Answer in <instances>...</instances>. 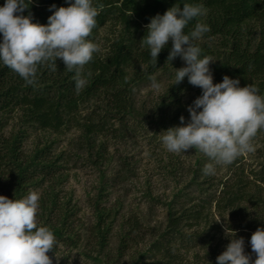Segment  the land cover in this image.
Masks as SVG:
<instances>
[{
    "label": "rangeland",
    "instance_id": "1",
    "mask_svg": "<svg viewBox=\"0 0 264 264\" xmlns=\"http://www.w3.org/2000/svg\"><path fill=\"white\" fill-rule=\"evenodd\" d=\"M255 30L252 28L250 40L256 39ZM124 35L123 26L111 17L93 39L99 48L97 55L104 57L112 42ZM194 42L222 48L217 37H202ZM133 43L136 48L142 47L138 39ZM183 66L186 65L180 60L151 75L159 89L152 87L149 77L131 84V115L119 118L111 110L108 93L99 91L79 104L77 116L58 132L23 125L18 113L0 118V139L18 134L22 136L24 155L32 156L44 149L45 162H54L49 173L39 176L41 183L27 188L22 196L31 192L40 195L38 224L41 199L47 200L49 192L55 198L50 222L55 223V215L62 211L68 214L67 232L72 239L56 240L53 251L47 253L52 264H216V257L226 249L234 233L235 238L244 239L245 253L255 260L249 243L254 231L241 228L228 210L220 215L216 199L223 183L236 174L254 181L264 161V130L258 131L252 142L254 152L241 155L229 165L216 164L214 175L203 173L205 165L214 162L199 151L168 152L161 139L164 131L170 128V122L172 127L182 125L180 119L173 121L176 107L166 106L162 113L158 108L162 102L169 104L167 90L174 81L175 69ZM126 74L131 78L132 69L127 68ZM180 97L179 114L186 124L190 119L187 107L193 104L197 92L185 90ZM88 116L97 124L104 123V129L86 135L83 122ZM197 208L207 218L183 220L178 228L191 241L171 234L167 227L169 211L174 214ZM100 211L110 214L105 219L109 234L102 262L96 263L91 259L96 242L92 229ZM121 238L126 245L117 254Z\"/></svg>",
    "mask_w": 264,
    "mask_h": 264
},
{
    "label": "trees",
    "instance_id": "2",
    "mask_svg": "<svg viewBox=\"0 0 264 264\" xmlns=\"http://www.w3.org/2000/svg\"><path fill=\"white\" fill-rule=\"evenodd\" d=\"M4 2L5 0H0V7ZM185 3L202 5L206 9V15L189 22L184 29L185 33L194 30L195 24L199 22L210 27V31L203 34L204 39L217 37L220 40V49H215L206 42H194L202 49L201 58L208 56L213 60L209 65L213 83L222 82L227 75L229 78L239 79L240 87L256 86L259 89L258 94L264 96V0H92V5L98 8L99 14L96 17L97 26L87 39L93 42L98 30L111 17H116L120 22L125 35L112 42L104 57L93 54L92 61L84 66L82 73L87 80L86 86L77 92L73 78L75 73L68 72L60 59L55 62L57 71H52L47 63L38 66L35 85H27L18 74L0 62V118L18 113L23 125L58 132L74 120L79 104L99 91L108 93L111 110L119 118L131 115L134 111L128 94L131 84L150 77L158 70L169 69L181 60L176 57L167 62L172 46L168 43L159 53L154 66L151 63L150 49L143 43L144 36L147 35L145 26L152 17L163 15L173 5L183 7ZM52 5L56 8L67 7L68 2L32 0L23 15L31 13L33 23L46 25L48 17L55 10ZM252 28L256 29L255 40L248 37ZM136 39L141 41L142 47L134 46ZM127 68L133 71L131 78H126ZM174 81L166 93L169 104L162 102L158 109L162 113L166 106L176 107L172 117L176 121L179 120V112L182 110L181 94L191 89L196 90L198 97L202 91L190 85L186 77L178 85ZM83 125L86 135L100 132L105 126L104 123H95L91 116L85 119ZM169 127H172V122ZM21 137L17 134L0 139V195L14 200L21 199L27 188L39 185V176H45L54 167V162H45L44 149L35 151L32 156L24 155ZM46 199H41V223L38 226L48 227L58 241H71L72 238L67 232L68 214L62 211L55 215V223L50 222L54 214L50 213L55 207L53 193L49 192ZM216 205L220 215L228 210L243 229L255 231L257 228H264V161L254 175L253 182L236 174L223 183ZM107 214L98 212L97 222L92 229L96 242L91 259L96 263L102 262L100 257L107 244L109 226H106L105 219L110 216ZM206 218L207 214L201 208L185 209L174 214L169 211L167 227L171 234L181 238L188 237L189 242L190 236H184L178 229L181 222H197ZM121 239L117 254L125 249L126 243Z\"/></svg>",
    "mask_w": 264,
    "mask_h": 264
},
{
    "label": "clouds",
    "instance_id": "3",
    "mask_svg": "<svg viewBox=\"0 0 264 264\" xmlns=\"http://www.w3.org/2000/svg\"><path fill=\"white\" fill-rule=\"evenodd\" d=\"M31 2L5 0L0 7V62L27 85H35L38 66L47 63L52 71H57L55 62L60 59L68 72L75 73L79 92L87 84L82 75L84 66L99 51L87 39L97 26L98 8L93 7L92 0H67V7L52 5L55 10L44 25L33 23L31 13L23 15ZM204 15L206 9L202 5H173L163 15L151 18L145 26L143 43L150 49L151 63L156 66L159 53L171 41L167 62L180 57L186 65L175 69L174 84L186 77L190 85L202 91L187 107L189 121L185 124L181 116L182 126L164 131V147L175 154L199 151L214 162L206 164L203 173L214 175L216 164L229 165L241 155L255 151L252 142L258 131L264 130V96L258 94L256 86L240 87L239 79L227 75L222 82L213 83L209 67L213 60L208 56L201 58L202 49L194 43L210 27L198 22L190 33L184 31L189 22ZM149 79L152 87L159 89L155 77ZM39 200L37 192L18 200L0 195V264H52L47 253L55 248L56 238L48 227L38 226ZM249 243L254 261L245 253L244 239L235 238L234 233L226 249L216 257V264H264V228H257Z\"/></svg>",
    "mask_w": 264,
    "mask_h": 264
}]
</instances>
